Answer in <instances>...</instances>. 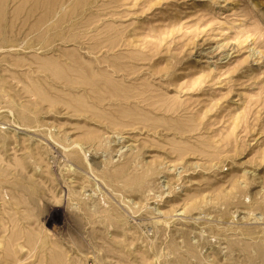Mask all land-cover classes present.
<instances>
[{
  "label": "rangeland",
  "instance_id": "rangeland-1",
  "mask_svg": "<svg viewBox=\"0 0 264 264\" xmlns=\"http://www.w3.org/2000/svg\"><path fill=\"white\" fill-rule=\"evenodd\" d=\"M0 264H264V0H0Z\"/></svg>",
  "mask_w": 264,
  "mask_h": 264
}]
</instances>
